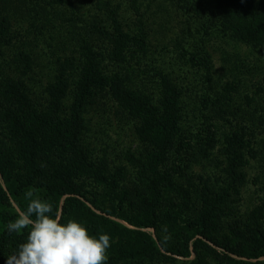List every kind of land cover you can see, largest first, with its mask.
I'll use <instances>...</instances> for the list:
<instances>
[{
	"label": "trees",
	"instance_id": "16d2710c",
	"mask_svg": "<svg viewBox=\"0 0 264 264\" xmlns=\"http://www.w3.org/2000/svg\"><path fill=\"white\" fill-rule=\"evenodd\" d=\"M170 1L264 59V7L255 1ZM56 4L75 10L73 0H0V264L26 242L29 229L9 234L7 225L26 209L29 190L51 202L62 222L109 235L107 264H264V183L259 204L235 208L249 160L258 159L264 175V135L248 133L232 87L212 86L209 54L175 41L177 66L205 71L199 118L188 119L183 97L191 82L179 83L152 58L141 15L130 28L106 1L108 26L73 19L83 36L58 39ZM21 20L37 45L46 42L45 57L14 35ZM89 109L133 128L139 146L124 153L127 165L87 136ZM220 121L228 127L219 142ZM201 160L211 170L193 173Z\"/></svg>",
	"mask_w": 264,
	"mask_h": 264
},
{
	"label": "rangeland",
	"instance_id": "374dc122",
	"mask_svg": "<svg viewBox=\"0 0 264 264\" xmlns=\"http://www.w3.org/2000/svg\"><path fill=\"white\" fill-rule=\"evenodd\" d=\"M47 1L53 2L55 0ZM106 1L110 2V9L116 11L117 19L130 28H134L138 24V16L141 15L148 32V39L153 45V48H151L152 58L158 61L164 72L169 73L179 83H184L181 82L182 77L191 82L192 87L188 85L189 90L183 97L187 111L186 118H199L196 105L198 97L202 93L201 91L205 88L203 86L202 90L201 83L202 74H205V71L203 69H193L186 64L177 66V63L181 61L178 62L176 59L175 41L181 43L183 47H187L189 51L194 50L196 46L205 49L210 57L208 71L212 86L219 91L226 89V85L232 87L228 94L245 109L247 127L250 130L248 133H255L256 138L261 136L257 133H263L262 135H264V59L258 56L256 48L236 43L232 38L212 30L207 23L199 19L187 7L182 8L183 6L181 7L170 0H136L135 4L132 0H73L75 10L56 4L54 7L57 15L55 13L53 16L59 19L52 22L53 25H61L60 30L56 31L59 35L58 39H79V36L83 34L82 31L73 29V19L77 25L84 22L98 24L102 22L108 26L110 24L107 19L108 15L104 13L105 8L101 5ZM253 1L257 4V8L264 7V0ZM47 9L52 11L49 8ZM46 16L49 21V14ZM125 25L124 29L127 28ZM32 32L33 30H30L26 21L21 20L13 23L14 35L25 41L27 49L33 55L37 54L40 58H43L47 53L45 48L47 44L40 41L37 45L33 40L35 38ZM47 35L48 33L44 32L45 38ZM60 41L62 40L58 42ZM69 45L74 47L71 44ZM36 62L37 64L42 63L39 58ZM35 72L34 76H39L36 68ZM149 91H152L155 97L156 84H150ZM86 119L89 121L90 127L87 136L95 139V141L93 140L94 145H97L99 150L104 149L105 145L109 146L107 149L110 156L116 159V163L127 165L123 158L124 153L135 151L139 146L133 128L124 126L121 122L117 123V121L112 120L111 115L97 116L92 109H89L86 113ZM253 120L257 122L258 126H255ZM209 123L212 122L209 121ZM226 127L228 126L223 121L218 122L216 126L219 142L222 135L227 133ZM246 135L250 139L249 134ZM251 140L254 139L251 138ZM220 147L221 144H218L216 150ZM253 147L255 149L256 145H253ZM262 151L264 152L263 149ZM214 153L216 156L218 155L217 151H214ZM192 170L193 173H207L211 170V165L209 162L201 160ZM245 172L247 174V184L235 207L241 213L259 204L262 196L258 194L257 188L264 183L263 170L258 159L249 160Z\"/></svg>",
	"mask_w": 264,
	"mask_h": 264
},
{
	"label": "clouds",
	"instance_id": "9594fccd",
	"mask_svg": "<svg viewBox=\"0 0 264 264\" xmlns=\"http://www.w3.org/2000/svg\"><path fill=\"white\" fill-rule=\"evenodd\" d=\"M26 209L9 222V234L29 229L26 242L7 257L6 264H107L110 236H93L75 219L62 222L53 204L29 190Z\"/></svg>",
	"mask_w": 264,
	"mask_h": 264
}]
</instances>
